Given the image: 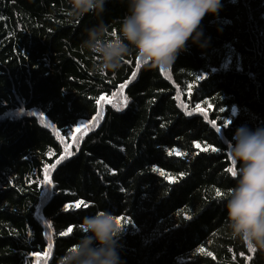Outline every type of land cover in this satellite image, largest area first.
<instances>
[{"label":"trees","instance_id":"obj_1","mask_svg":"<svg viewBox=\"0 0 264 264\" xmlns=\"http://www.w3.org/2000/svg\"><path fill=\"white\" fill-rule=\"evenodd\" d=\"M221 3L170 69L133 49L99 73L82 41L101 17L0 0V264H58L100 210L128 221L123 264H264L228 227L225 150L264 126V0ZM126 12L106 0L112 35Z\"/></svg>","mask_w":264,"mask_h":264},{"label":"clouds","instance_id":"obj_2","mask_svg":"<svg viewBox=\"0 0 264 264\" xmlns=\"http://www.w3.org/2000/svg\"><path fill=\"white\" fill-rule=\"evenodd\" d=\"M70 14L101 17L86 29L82 47L96 58L99 73L117 71L133 49L146 67L170 69L191 39L196 43L207 14H217L221 0H127V12L115 35L103 21L106 0H68ZM235 165V186L226 193L228 227L252 251L264 250V126L242 125L225 148ZM116 215L100 210L85 215L79 238L58 264H123Z\"/></svg>","mask_w":264,"mask_h":264},{"label":"snow or ice","instance_id":"obj_3","mask_svg":"<svg viewBox=\"0 0 264 264\" xmlns=\"http://www.w3.org/2000/svg\"><path fill=\"white\" fill-rule=\"evenodd\" d=\"M139 67V62L137 63V68ZM132 75H133V77H135V75H136V73L135 72H133L132 73ZM124 87V85H121V88H123ZM115 95V94H114ZM101 99H103V97L101 98ZM125 104H126V98H125ZM98 115H99V113H98ZM88 125L86 124V125H84V127H87ZM80 129L78 128V129H76V131H79ZM220 129L219 128H217V131H219ZM68 132H69V134L72 132V129H69L68 130ZM61 159H63V157H61ZM57 163H59V161H57ZM232 165H233V167H229L228 169H227V171L228 172H230L232 175H234L235 173H234V164L232 163ZM52 167L54 168L55 167V165H52ZM216 194H217V196H220L221 195V193L219 192V190H217L216 191ZM83 202H81V204H82ZM78 206H80L79 204L78 205H73V207H78ZM85 207H87V205H84ZM122 220H124V218H117L116 219V223H117V225L118 226H120L121 225V221ZM124 223H128V221L127 220H124ZM69 231H71V229H69ZM67 233H61V235H66ZM201 251H203V249H201ZM47 255V253L45 254V256ZM209 255H210V253H209ZM37 264H40V258L38 257L37 258ZM44 264H46V259H45V261H44Z\"/></svg>","mask_w":264,"mask_h":264}]
</instances>
